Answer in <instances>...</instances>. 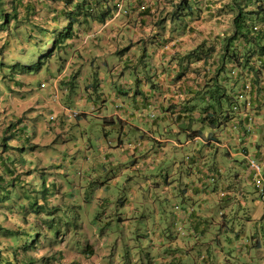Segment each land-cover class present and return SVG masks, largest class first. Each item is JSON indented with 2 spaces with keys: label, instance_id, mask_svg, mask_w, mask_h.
Here are the masks:
<instances>
[{
  "label": "crops",
  "instance_id": "0c3cea01",
  "mask_svg": "<svg viewBox=\"0 0 264 264\" xmlns=\"http://www.w3.org/2000/svg\"><path fill=\"white\" fill-rule=\"evenodd\" d=\"M111 2V15L117 3L125 13L103 22L88 18L68 40L71 72L63 78L70 81L64 91L116 127L123 164L119 174L125 176L120 197L124 223L148 235L156 251L155 258L141 264H264V205L255 197L247 202L249 189L259 190L248 167L250 158L260 163L264 178V82L257 101L234 109L230 102L236 87L220 75L232 99L221 103L214 124L202 122L205 106L212 103L206 90L217 65L215 59L204 63L191 53L217 35L205 28V14L197 22L188 16L160 23L170 7L160 4L150 10L144 5L159 0ZM197 7L193 12L199 13ZM59 105L72 118L62 102L50 104ZM221 124L230 143L218 133ZM221 155L230 159L227 164ZM236 204L246 207L248 227L234 233L228 253L215 246V231Z\"/></svg>",
  "mask_w": 264,
  "mask_h": 264
},
{
  "label": "rangeland",
  "instance_id": "374dc122",
  "mask_svg": "<svg viewBox=\"0 0 264 264\" xmlns=\"http://www.w3.org/2000/svg\"><path fill=\"white\" fill-rule=\"evenodd\" d=\"M226 2L217 0L208 3L202 0L197 7L200 8L199 13L194 11L189 17L196 22L205 18V28L214 34L230 31L229 13L225 10L226 6H222ZM148 3L144 5L150 6V10L151 6H158L157 9L169 6L167 0H159L156 5ZM204 9L210 11L204 13ZM202 14L206 17H201ZM10 24L12 26L13 20ZM11 37L0 31V46L5 38L9 41ZM5 51H20L15 38ZM71 51L52 55L37 70L18 73L15 87L18 91L0 93V121L7 122L9 116L22 119L18 124V128L24 129L21 135L24 134L22 141L26 146L22 167L24 170L31 169L29 175L22 176L27 181L23 190L29 191L30 198L37 200L46 211L39 217L28 215L27 220L33 225L24 224L20 214L16 213L7 216L0 213V223L4 228L20 224L24 228L33 226L35 229L31 227V231L38 229L40 240L32 256L36 260L45 256L47 264H141V260L155 258L156 251L151 247L148 235L136 228L129 230L124 223L125 213L120 197L125 176L119 174L123 164L118 159L120 150L116 127L95 117L96 110L91 109V105L80 106L74 93L67 94L64 87L67 83L69 85V80L59 85L54 83L55 78L59 82L70 74ZM100 67L109 76L105 66ZM97 92L100 94L99 90ZM90 95L96 103H100L95 99L94 92ZM56 100L65 104L69 112H78L77 116L83 120L67 118L68 113L60 105L52 108L50 104H56ZM221 101L228 103L224 97ZM231 103L234 105V102ZM81 111L87 114L83 115ZM50 114L54 116L53 123L47 120ZM225 129L221 124L218 133H224L222 141L230 143L225 137ZM233 129L227 128L230 132ZM12 154L19 156L20 152L13 151ZM221 157L223 164L230 160L225 155ZM123 169L122 172L125 167ZM251 189L247 193V202L250 204L251 198L255 197V202L264 205L260 191ZM20 191L16 189V192ZM245 208L236 204L225 225L217 226L215 246L218 249L229 253L235 234L248 227L243 217ZM0 241L12 242L3 232H0Z\"/></svg>",
  "mask_w": 264,
  "mask_h": 264
},
{
  "label": "trees",
  "instance_id": "16d2710c",
  "mask_svg": "<svg viewBox=\"0 0 264 264\" xmlns=\"http://www.w3.org/2000/svg\"><path fill=\"white\" fill-rule=\"evenodd\" d=\"M167 1L170 8L162 12L160 23L167 19L178 21L187 18L202 0ZM97 6L102 7L94 14L92 9ZM114 6L111 0H0V31L12 36L9 41L5 38L0 46V93L17 92L18 73L37 70L52 55L68 51L71 48L68 40H72L88 18L103 22L111 15ZM222 6H226L229 13L230 31L217 34L209 43L203 42L191 51L196 60L203 59L204 63L213 59L217 61L215 73L210 78L213 83L208 84L206 90L212 103L205 106L206 112L201 119L208 125L214 124L221 99H232L226 93V84L219 81L220 75L227 84L236 87L234 109L245 105V101L249 105L252 99L257 101L264 82V0H227ZM14 38L20 51H5ZM23 44L27 46L23 47ZM60 81L65 83L63 77ZM247 82L250 84L248 91L244 88ZM9 117L7 122L0 121V213L5 216L20 214L24 224L33 225L27 220L28 215L39 217L46 211L37 200L30 198L29 191L23 190L27 181L22 176L31 173L30 168L24 170L22 167V154L26 147L22 141L24 134L21 135L24 129L18 128L21 118ZM13 151L20 152V155L12 154ZM18 188L21 190L19 193L16 192ZM30 228L20 224L4 228L0 223V232L7 234L12 241H0V264H47L45 256L39 260L32 256L41 233Z\"/></svg>",
  "mask_w": 264,
  "mask_h": 264
},
{
  "label": "built area",
  "instance_id": "2783aa9c",
  "mask_svg": "<svg viewBox=\"0 0 264 264\" xmlns=\"http://www.w3.org/2000/svg\"><path fill=\"white\" fill-rule=\"evenodd\" d=\"M121 5H122L121 3H117V7L113 11V13H112V15H111L110 18L114 19V18L118 17L120 14L125 13V10H123L121 8ZM82 40H84V38ZM55 81H56V79L54 80V83H55ZM41 86H44V83H41ZM244 88L247 91L249 90V88H250L249 82L246 83V85H245ZM244 101H245V99H244ZM246 104H248V102H246ZM71 115H72V117H75V116L78 115V112L71 111V112H69V116H71ZM53 120H54V116H53V114H50L48 116V121L52 123ZM248 167L251 170L254 171V173L256 175L255 183H256L257 187L259 188V191L261 193V196L264 197V178H262V176H261L262 168H261L260 163L256 159L250 158L248 160Z\"/></svg>",
  "mask_w": 264,
  "mask_h": 264
},
{
  "label": "clouds",
  "instance_id": "9594fccd",
  "mask_svg": "<svg viewBox=\"0 0 264 264\" xmlns=\"http://www.w3.org/2000/svg\"><path fill=\"white\" fill-rule=\"evenodd\" d=\"M55 79H56V81H55V84H56V83H57V79H58V78H55ZM55 79H54V80H55ZM47 120H48V119H47ZM52 123H53V122H52Z\"/></svg>",
  "mask_w": 264,
  "mask_h": 264
}]
</instances>
